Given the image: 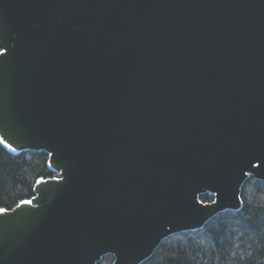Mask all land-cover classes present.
Masks as SVG:
<instances>
[{
    "label": "water",
    "instance_id": "95a60500",
    "mask_svg": "<svg viewBox=\"0 0 264 264\" xmlns=\"http://www.w3.org/2000/svg\"><path fill=\"white\" fill-rule=\"evenodd\" d=\"M0 145L55 174L0 209V264H142L241 210L264 183V0H0Z\"/></svg>",
    "mask_w": 264,
    "mask_h": 264
},
{
    "label": "trees",
    "instance_id": "16d2710c",
    "mask_svg": "<svg viewBox=\"0 0 264 264\" xmlns=\"http://www.w3.org/2000/svg\"><path fill=\"white\" fill-rule=\"evenodd\" d=\"M47 161L45 152L13 155L0 145V209L30 200L38 179L55 177ZM200 200L213 197L205 194ZM241 200V210L219 213L199 231L169 237L142 264H264V183L248 178ZM112 262L106 255L98 264Z\"/></svg>",
    "mask_w": 264,
    "mask_h": 264
},
{
    "label": "snow or ice",
    "instance_id": "6c2138e0",
    "mask_svg": "<svg viewBox=\"0 0 264 264\" xmlns=\"http://www.w3.org/2000/svg\"><path fill=\"white\" fill-rule=\"evenodd\" d=\"M0 211H2V210H0Z\"/></svg>",
    "mask_w": 264,
    "mask_h": 264
}]
</instances>
